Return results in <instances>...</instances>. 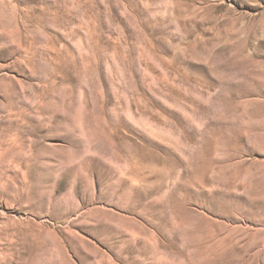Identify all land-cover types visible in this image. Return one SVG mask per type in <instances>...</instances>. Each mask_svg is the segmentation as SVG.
<instances>
[{
    "label": "rangeland",
    "instance_id": "obj_1",
    "mask_svg": "<svg viewBox=\"0 0 264 264\" xmlns=\"http://www.w3.org/2000/svg\"><path fill=\"white\" fill-rule=\"evenodd\" d=\"M0 264H264V0H0Z\"/></svg>",
    "mask_w": 264,
    "mask_h": 264
}]
</instances>
